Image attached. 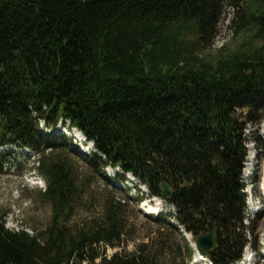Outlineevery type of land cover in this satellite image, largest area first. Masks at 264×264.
<instances>
[{
  "label": "trees",
  "instance_id": "obj_1",
  "mask_svg": "<svg viewBox=\"0 0 264 264\" xmlns=\"http://www.w3.org/2000/svg\"><path fill=\"white\" fill-rule=\"evenodd\" d=\"M226 6L239 39L205 53ZM263 116L264 0H0V173L2 147L35 153L50 209L34 235L0 216V264H187L180 230L193 245L213 231L204 258L234 264L251 233L243 132ZM58 122L92 151L38 128ZM106 167L173 209L130 253L105 254L125 244L132 199Z\"/></svg>",
  "mask_w": 264,
  "mask_h": 264
},
{
  "label": "rangeland",
  "instance_id": "obj_2",
  "mask_svg": "<svg viewBox=\"0 0 264 264\" xmlns=\"http://www.w3.org/2000/svg\"><path fill=\"white\" fill-rule=\"evenodd\" d=\"M234 9L230 6L224 8V12L217 25V34L209 49L205 51L214 52L225 44L237 41L239 37L231 38V20L233 18ZM42 132L48 134L53 133L58 136H65L73 141L76 150L80 153L89 154L92 147L81 139L75 130H71L67 125L58 122L52 129L46 128L42 123L38 126ZM245 139V158L242 163L240 182L244 186L243 193L245 201L243 204V225L251 229L247 245L241 254L244 255L246 249H253L252 254L255 255L257 264H264V259L260 253L264 252V187H261L264 178L263 161L258 157L256 144L253 139L259 137L264 138V116L258 124L249 123L243 132ZM83 140V141H81ZM82 142V143H81ZM2 152L7 155V162L2 173H0V216L4 218L5 227L13 231H26L34 235L42 230L49 220L50 209L48 203L40 196L45 185L34 170L37 162L36 154L30 150L24 153L21 149L12 146L1 148ZM82 151V152H81ZM248 155L251 160L247 161ZM106 176L113 180V185L127 189V196L132 198L127 207V220L129 221L130 232L120 248H107L106 255L114 252L130 253L134 250L135 245L144 238V236L153 229L152 219L155 217H163L173 212L165 201L158 198H148L145 187L139 185L138 181L131 175H124L125 180L120 181L117 177L121 174L118 168L106 167L104 169ZM92 187L100 191L101 183L96 178H91ZM37 184V185H36ZM139 190V191H138ZM248 193V194H247ZM251 197H250V196ZM141 197L138 203L133 198ZM255 205H252L253 203ZM148 215L149 218H145ZM180 234L192 248V256L190 260H184L187 264H195V247L189 236L185 235L181 230ZM175 241L180 236L175 235ZM180 246V243H179ZM181 247V246H180ZM253 247V248H252ZM261 249L257 251L259 248ZM255 251V252H254ZM182 252V248H180ZM202 257L204 264H209L207 259ZM244 258V257H243ZM239 261H241L239 259ZM239 261L234 264H243Z\"/></svg>",
  "mask_w": 264,
  "mask_h": 264
},
{
  "label": "water",
  "instance_id": "obj_3",
  "mask_svg": "<svg viewBox=\"0 0 264 264\" xmlns=\"http://www.w3.org/2000/svg\"><path fill=\"white\" fill-rule=\"evenodd\" d=\"M80 133V132H79ZM81 134V133H80ZM83 137V136H82ZM84 139V137H83ZM91 145V143H89ZM160 193L163 197L168 198L171 194V190L167 184L161 182ZM214 244L213 231L204 233L198 236L194 242V247L197 248L198 254L203 256L207 249L211 248Z\"/></svg>",
  "mask_w": 264,
  "mask_h": 264
},
{
  "label": "bare ground",
  "instance_id": "obj_4",
  "mask_svg": "<svg viewBox=\"0 0 264 264\" xmlns=\"http://www.w3.org/2000/svg\"><path fill=\"white\" fill-rule=\"evenodd\" d=\"M71 130H73V128L71 129ZM74 130H76V129H74ZM77 132V131H76ZM77 135L81 138V139H83V137H82V135H80V133H78L77 132ZM84 140V139H83ZM83 140H81V141H83ZM82 143V142H81ZM88 145H89V147H90V144L88 143ZM24 153H26V150L27 149H25V148H23V149H21ZM249 160H251V156L250 155H248V157H247V161H249ZM263 181H262V183H261V187H264V178L262 179ZM37 185V184H36ZM264 193V192H263ZM256 203L254 202L252 205H255ZM158 217V216H157ZM264 246V245H263ZM253 248V247H252ZM261 249V247L257 250V251H259ZM252 251H253V249H251ZM255 252V251H254ZM196 254H198V251H197V248L195 247V257L197 258L196 260H195V264H204V261L202 262V257H200V256H198V255H196ZM260 256H261V258L262 259H264V252L263 253H260ZM255 255H253L252 256V258L250 259V264H257L256 263V261H255ZM240 260L241 261H239L240 263H242L243 262V264H246L247 263V258H240Z\"/></svg>",
  "mask_w": 264,
  "mask_h": 264
}]
</instances>
